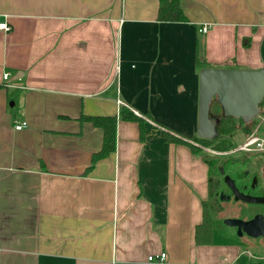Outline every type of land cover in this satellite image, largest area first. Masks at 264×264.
Wrapping results in <instances>:
<instances>
[{"label": "crops", "instance_id": "1", "mask_svg": "<svg viewBox=\"0 0 264 264\" xmlns=\"http://www.w3.org/2000/svg\"><path fill=\"white\" fill-rule=\"evenodd\" d=\"M181 6L188 21H159V0H0V264H264V236L226 217L196 243L207 149L165 139L198 136L202 67H264V0ZM82 114L118 119L88 171L103 130Z\"/></svg>", "mask_w": 264, "mask_h": 264}, {"label": "trees", "instance_id": "2", "mask_svg": "<svg viewBox=\"0 0 264 264\" xmlns=\"http://www.w3.org/2000/svg\"><path fill=\"white\" fill-rule=\"evenodd\" d=\"M182 0H159L157 19L159 21L169 22H185L188 21L187 15L184 13L182 6ZM204 63V62H201ZM199 62V64H201ZM261 113L264 109V100L260 105ZM210 117L217 119L216 134L212 138H202L194 136L191 141L180 137L175 131L167 129L165 131V139L168 142L181 143L187 145L192 152L199 153L203 147H212L216 151H228L236 147L234 141L230 138V135L237 129L239 123L242 126L245 136L251 135L258 125L257 117L250 122H243L241 119H237L233 116L225 115L223 107L219 103L216 96H214L210 105ZM122 118L125 120L137 121L141 126V133L144 137V120L141 116L136 115L133 111L128 108H123ZM81 121H88L94 126L99 127L103 130V144L99 151L93 153L90 166L87 171L92 169L95 163L116 149V137H117V116L116 115H87L82 114L79 118ZM211 169V160H207ZM232 164L230 161L224 163L223 167L225 173L231 175L235 179L238 187L245 192L249 191V184L245 180L244 169L239 166ZM230 169H232L230 171ZM218 177L210 176L209 179V194L207 199L202 202L203 205V216L202 221L195 228V241L197 244H209L213 240L214 231V216L218 215L222 210L221 192L225 194H231V189L224 181V175L221 173L220 167L217 168ZM232 172L235 175L231 174ZM255 215L257 213L264 214V206L259 204L248 205V209H244L239 215L241 218L247 216L248 213Z\"/></svg>", "mask_w": 264, "mask_h": 264}, {"label": "water", "instance_id": "3", "mask_svg": "<svg viewBox=\"0 0 264 264\" xmlns=\"http://www.w3.org/2000/svg\"><path fill=\"white\" fill-rule=\"evenodd\" d=\"M199 113L198 136L212 138L216 134L217 119L210 117V105L214 96L223 107L225 115L233 116L247 123L256 118L261 112L264 100V67H214L204 66L199 72ZM13 104V102L11 103ZM224 181L231 189V194L221 192V199L235 200L247 204H264V195H252L242 191L234 178L225 173ZM258 183L257 176L253 177L252 187ZM224 223L237 228L239 235L251 237L264 236V214L257 213L250 218L228 217Z\"/></svg>", "mask_w": 264, "mask_h": 264}, {"label": "rangeland", "instance_id": "4", "mask_svg": "<svg viewBox=\"0 0 264 264\" xmlns=\"http://www.w3.org/2000/svg\"><path fill=\"white\" fill-rule=\"evenodd\" d=\"M262 114H264V109L262 111ZM258 124L260 122V118L257 116ZM260 129L258 130V134L264 135V121L261 122ZM256 130V129H255ZM256 132V131H254ZM230 138L234 141L235 146L242 143L244 141V136H243V129L241 124L239 123L237 129L230 135ZM207 156L209 160H211V175L212 177H218L219 174L217 173V168L218 167H223L224 163L227 161H230L231 163V168L232 164L236 163V166H239L240 168L244 169L245 173V180L248 182L249 186V193L252 195H264V176L261 175V172L259 170V167L261 166L262 163H264V154H260L256 156L259 153L255 152H250L247 154H244L243 152L239 151L235 154L232 153V155L229 154H218L216 153L212 147H205ZM256 156V157H255ZM224 168V167H223ZM258 169V170H257ZM232 169H230L231 171ZM231 174L235 175L234 172ZM257 176L258 178V183L252 187V181H253V176ZM241 205H243L244 208H241ZM248 205L241 201H235V200H229V201H223L222 202V207L223 210L218 214L215 215L213 218H216L218 221H221L223 218H228V217H233L236 216L237 213H241L244 211V209H248ZM259 206H264V204H259ZM241 210V212H238ZM247 215H251L246 211ZM255 253H259L257 250H254ZM264 252V251H263Z\"/></svg>", "mask_w": 264, "mask_h": 264}, {"label": "built area", "instance_id": "5", "mask_svg": "<svg viewBox=\"0 0 264 264\" xmlns=\"http://www.w3.org/2000/svg\"><path fill=\"white\" fill-rule=\"evenodd\" d=\"M211 25L209 24H204L199 28V31L201 33H206L209 31ZM10 29V25L6 20H1L0 19V32L1 31H8ZM4 78L7 80L9 78V73L6 72L4 74ZM260 120L264 121V114L260 112L258 115ZM27 126L26 121H17L15 123V129L20 130L23 129ZM259 127L256 128V132H253L251 135L246 136L244 141L240 144H238L236 147L232 148L231 150L228 151H215L218 154H229L232 155L241 151L243 153H250V152H255V153H264V135L258 134ZM166 252H161L159 255H150L148 258L149 260H155V261H163L166 259Z\"/></svg>", "mask_w": 264, "mask_h": 264}, {"label": "flooded vegetation", "instance_id": "6", "mask_svg": "<svg viewBox=\"0 0 264 264\" xmlns=\"http://www.w3.org/2000/svg\"><path fill=\"white\" fill-rule=\"evenodd\" d=\"M254 176H255V175H254ZM254 176H253V177H254Z\"/></svg>", "mask_w": 264, "mask_h": 264}]
</instances>
